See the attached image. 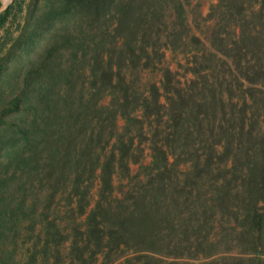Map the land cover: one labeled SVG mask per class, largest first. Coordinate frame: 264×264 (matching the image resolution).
Segmentation results:
<instances>
[{
  "label": "trees",
  "instance_id": "trees-1",
  "mask_svg": "<svg viewBox=\"0 0 264 264\" xmlns=\"http://www.w3.org/2000/svg\"><path fill=\"white\" fill-rule=\"evenodd\" d=\"M192 1L0 9V264H264V0Z\"/></svg>",
  "mask_w": 264,
  "mask_h": 264
},
{
  "label": "rangeland",
  "instance_id": "rangeland-1",
  "mask_svg": "<svg viewBox=\"0 0 264 264\" xmlns=\"http://www.w3.org/2000/svg\"><path fill=\"white\" fill-rule=\"evenodd\" d=\"M12 0H2V7L7 6ZM218 0H193L190 5V22L193 29L206 38L208 30L212 25V20L206 19V15L210 11V8L213 4H216ZM186 61L185 57L182 54L173 55L170 51L166 54V62L171 66L172 69L176 70L179 73V77L184 80L187 77H190L191 74L188 73L185 75L184 68L179 66V63L184 64ZM143 80L148 77L157 79L156 75H153L151 72L144 71L142 74ZM108 102V99H106ZM119 123L122 124V120H119ZM132 168L135 170L137 165H132Z\"/></svg>",
  "mask_w": 264,
  "mask_h": 264
},
{
  "label": "water",
  "instance_id": "water-1",
  "mask_svg": "<svg viewBox=\"0 0 264 264\" xmlns=\"http://www.w3.org/2000/svg\"><path fill=\"white\" fill-rule=\"evenodd\" d=\"M3 7H1L0 9H2Z\"/></svg>",
  "mask_w": 264,
  "mask_h": 264
}]
</instances>
